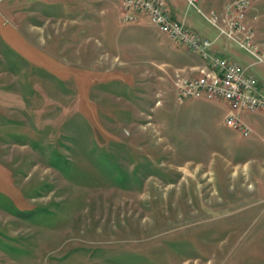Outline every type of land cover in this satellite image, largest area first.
<instances>
[{
  "label": "rangeland",
  "instance_id": "374dc122",
  "mask_svg": "<svg viewBox=\"0 0 264 264\" xmlns=\"http://www.w3.org/2000/svg\"><path fill=\"white\" fill-rule=\"evenodd\" d=\"M102 11L0 0V264H264V119L217 124L145 57L112 69Z\"/></svg>",
  "mask_w": 264,
  "mask_h": 264
},
{
  "label": "built area",
  "instance_id": "2783aa9c",
  "mask_svg": "<svg viewBox=\"0 0 264 264\" xmlns=\"http://www.w3.org/2000/svg\"><path fill=\"white\" fill-rule=\"evenodd\" d=\"M197 1L187 0L192 5ZM253 1L225 0L219 7L204 11L197 7V10L218 33L245 49L255 61H261L264 55L258 52L253 30L245 19V11ZM141 15L166 32L173 42L186 46L205 61L198 74L176 78L177 101L197 96L223 99L227 105L223 121L242 134H248L250 128L241 115L243 112L264 109V89L258 87L256 79L246 71V67L211 50L212 40L200 36L189 24L176 19L166 0H120L122 21L130 22Z\"/></svg>",
  "mask_w": 264,
  "mask_h": 264
},
{
  "label": "crops",
  "instance_id": "0c3cea01",
  "mask_svg": "<svg viewBox=\"0 0 264 264\" xmlns=\"http://www.w3.org/2000/svg\"><path fill=\"white\" fill-rule=\"evenodd\" d=\"M79 2L86 9H91L92 0H73ZM171 14L179 20L189 24L193 27L200 36L208 37L212 40L211 50L218 52L226 56L229 60L238 62L233 57H243L242 65H245L246 71L250 73L257 81V85L264 89V85L261 80L257 78L249 69L250 62L253 64L262 63L261 61H255L254 57L250 55L245 49L237 45L236 43L228 40L224 35L218 33L217 29L211 25L197 10L204 11L210 8V5H206L204 0H198L196 4L192 5L187 0H166ZM118 0H103V58L106 59L112 69L123 68L124 66L136 65L134 59L137 57H145L149 63L147 67H152L155 70L156 66L163 68V70L169 75L172 83V74L175 73L181 76L196 75L199 73V69L203 68L205 61L195 52L189 50L186 46L175 43L167 35L166 32L159 30L155 25L146 20L144 16H140L136 21H130L124 23L118 18ZM250 8V9H249ZM247 7L245 14L251 17V22L254 27L257 28V19L253 16L255 12L253 8ZM254 18H253V17ZM197 17H201L206 21L202 23L198 21ZM87 21L86 18L81 20ZM254 19V20H253ZM257 31L262 34V31L257 28ZM257 44L258 52L262 51L264 55V38L261 35L254 37ZM233 46L242 50V53ZM131 59L128 62L127 59ZM123 71V72H122ZM142 69H138L137 73H142ZM122 73L125 70H121ZM172 94H174V89ZM184 100H189L191 106H202L203 114L214 117V114H218L216 123L219 119L223 118V114L226 110V102L223 99L206 98L203 96L187 97ZM183 101V100H182ZM264 109L254 112H243L244 117L246 115H253L257 119H264ZM51 264H53L51 262Z\"/></svg>",
  "mask_w": 264,
  "mask_h": 264
}]
</instances>
